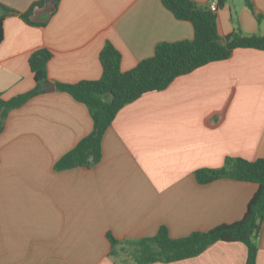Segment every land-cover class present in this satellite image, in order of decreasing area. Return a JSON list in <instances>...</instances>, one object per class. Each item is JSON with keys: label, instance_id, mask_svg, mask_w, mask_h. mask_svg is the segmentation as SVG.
<instances>
[{"label": "crops", "instance_id": "obj_1", "mask_svg": "<svg viewBox=\"0 0 264 264\" xmlns=\"http://www.w3.org/2000/svg\"><path fill=\"white\" fill-rule=\"evenodd\" d=\"M40 1L0 0L4 100L35 87L28 60L39 49L51 54L47 77L55 86L99 79L106 44L120 52L124 72L159 43L193 38L191 24L161 0H57L48 9L44 0L29 22L23 19ZM216 16L221 37L264 36V0H224ZM41 92L11 110L0 133V264H118L107 234L138 240L164 227L179 239L243 218L256 184L226 178L202 184L195 172L222 168L227 158H264V50L235 49L124 105L91 168L55 169L93 122L69 94L56 87ZM256 245V264H264V222ZM246 258L242 243L216 242L195 257L156 264Z\"/></svg>", "mask_w": 264, "mask_h": 264}, {"label": "trees", "instance_id": "obj_2", "mask_svg": "<svg viewBox=\"0 0 264 264\" xmlns=\"http://www.w3.org/2000/svg\"><path fill=\"white\" fill-rule=\"evenodd\" d=\"M44 0L34 4L22 14L29 17ZM162 5L177 20L187 21L193 28V38L177 42H162L155 46L151 57L140 61L134 68L121 71V54L111 44H106L100 53L102 73L99 79L80 81L74 84H55L56 90L69 94L84 104L91 115L92 131L73 149L64 154L54 165L58 171L96 166L101 160V142L116 113L126 104L143 94L165 89L175 78L190 73L208 63L225 60L235 49L264 50V36L242 35L232 32L221 37L218 34L217 16L206 6H198L191 0H161ZM224 0H218L219 8ZM7 14L15 12L6 10ZM0 16V41L2 39ZM223 41L224 44H219ZM51 54L44 49L33 52L28 60L35 87L25 93L4 100L0 95V133L12 109L22 106L33 96L42 93L40 87L48 82L47 64ZM223 118V112L214 124ZM199 183L218 179H231L254 183L258 186L250 199L243 218L232 224L217 226L207 232H193L173 239L166 228L161 227L155 236L138 240H116L110 234L111 257L118 264L171 263L195 257L216 242H239L247 249L245 264H256V239L264 222V158L247 161L242 158H227L219 169H201L195 172Z\"/></svg>", "mask_w": 264, "mask_h": 264}, {"label": "water", "instance_id": "obj_3", "mask_svg": "<svg viewBox=\"0 0 264 264\" xmlns=\"http://www.w3.org/2000/svg\"><path fill=\"white\" fill-rule=\"evenodd\" d=\"M57 0H46L45 1V9H48V6H54ZM219 44H224L223 41H219ZM55 89V86L50 82H45L41 87V91L51 92Z\"/></svg>", "mask_w": 264, "mask_h": 264}, {"label": "built area", "instance_id": "obj_4", "mask_svg": "<svg viewBox=\"0 0 264 264\" xmlns=\"http://www.w3.org/2000/svg\"><path fill=\"white\" fill-rule=\"evenodd\" d=\"M208 9L212 13H217V10H218V2H217V0H212L211 2H209L208 3Z\"/></svg>", "mask_w": 264, "mask_h": 264}]
</instances>
